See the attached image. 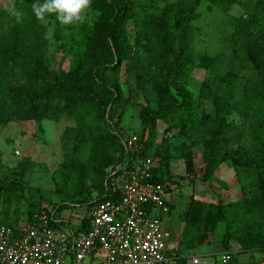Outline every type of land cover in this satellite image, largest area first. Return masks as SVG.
<instances>
[{
	"label": "trees",
	"instance_id": "1",
	"mask_svg": "<svg viewBox=\"0 0 264 264\" xmlns=\"http://www.w3.org/2000/svg\"><path fill=\"white\" fill-rule=\"evenodd\" d=\"M234 2L179 0L155 8L142 21L133 45L128 22L135 17L134 0H92L90 10L95 13L92 32L84 53L69 71L53 70L50 66L45 22L56 21L55 16L37 20L32 12L35 0H15L8 10L0 7V132L15 120L68 118L76 124L62 136L65 159L58 171L61 182L56 191L63 201L29 208L26 213L29 221L48 206L61 212L71 204L91 205L104 195L108 168L125 158L122 122L130 99L122 92L121 74L123 65L131 62L137 72L138 88L150 85L162 105L159 109L141 106V129L136 132L143 141L146 139V151L154 153L158 160L154 181L168 183V191L172 193L170 185L176 181L170 169L171 139L158 141V129L160 123L167 126L176 121L179 135L200 148L199 164L193 151L184 153L187 178L208 182L227 162L237 172L246 169L257 177V194L251 201L223 205L191 196L180 216L184 224L180 245L188 244L192 249L211 244L224 228L221 243L226 251L231 250L233 243L241 252L264 251L262 225L256 230L251 223L242 222L246 207L264 211V0H248L247 16L229 19L232 28L229 42L256 72L251 94L261 107L250 144L231 149L232 142L242 137L236 127L237 108L217 91L215 80L204 82L199 94L200 100L212 104L210 114L197 115L194 96L187 88L193 67L208 69L216 62V57L195 50L198 25L205 16L218 11L225 13V4ZM14 10L20 11L21 17H16ZM33 167L34 163L24 158L16 172L23 176ZM19 191L22 186L17 181L0 183V202L6 194L19 198ZM171 209L175 210L173 203ZM22 219H9L1 225L13 228ZM90 226L91 219L85 218L82 231L87 232ZM168 257L170 264H188V258L179 249L170 251Z\"/></svg>",
	"mask_w": 264,
	"mask_h": 264
},
{
	"label": "rangeland",
	"instance_id": "2",
	"mask_svg": "<svg viewBox=\"0 0 264 264\" xmlns=\"http://www.w3.org/2000/svg\"><path fill=\"white\" fill-rule=\"evenodd\" d=\"M179 0H134V19L128 22L131 43L136 44V38L140 32L142 21L154 12L155 8L164 7L167 4ZM248 0H235L231 5L225 4V13L216 12L205 16L200 23V33L196 41V52H205L216 57V62L208 69L196 66L191 69L187 88L195 99L197 115L210 114L213 106L210 102L199 99L201 87L204 82L213 79L218 83L217 91L230 103L236 106L235 117L237 131L242 134L239 141H233L231 149L248 146L251 135L257 128V116L261 104L251 94L252 81L256 75L253 67L246 57L240 53L228 40L231 32L230 17H246L248 13ZM15 0H0V7L10 9ZM95 13L88 10L83 22L62 26L57 20L45 22L46 39L48 42V58L53 70L72 69L80 56L84 53L88 37L92 32ZM141 51L140 49H138ZM139 55H143L142 52ZM121 89L124 96L130 99L123 116L122 128L127 132H139L141 129L140 108L149 106L159 109L157 95L150 85L144 89L137 86V72L133 63L126 62L122 68ZM118 115V113H117ZM179 121L171 122L167 126L160 123L158 141L166 139L165 128L172 127L169 131L175 133L170 146V169L175 184H171L172 193L168 199L175 205L172 215L164 216V228L171 232L169 250L179 249L182 256L188 258V264L194 257H200L206 263L219 261V254L224 249L221 241L224 228L218 231L215 242L196 246L189 249L188 244L182 247L180 238L184 224L180 216L186 210L191 196L213 204L228 205L240 201H251L257 194L255 187L256 175L246 169L235 170L230 162L223 164L208 182L191 180L187 178L184 153L193 151L196 154L197 164L200 163V148L194 147L190 141L179 135ZM76 124L73 120L62 118L59 121H13L4 126L0 132V183L17 181L22 186L19 198L2 196L0 202V225L26 217L27 210L39 207L46 202L60 203L63 197L57 194V184L61 182L59 168L64 162L65 154L62 144L64 131ZM172 125V126H171ZM29 158L34 167L25 175L20 176L16 167L24 159ZM22 193V194H20ZM56 218L63 220L65 228L77 230L84 218H89L85 206L69 205L65 211L58 212ZM242 219L245 223H251L257 230L264 229V211L255 207H246ZM15 222V221H14ZM217 239V240H216ZM236 264L237 244L231 246ZM225 250V249H224ZM260 259H264V253ZM255 264V263H252ZM264 264V260L260 261Z\"/></svg>",
	"mask_w": 264,
	"mask_h": 264
},
{
	"label": "built area",
	"instance_id": "3",
	"mask_svg": "<svg viewBox=\"0 0 264 264\" xmlns=\"http://www.w3.org/2000/svg\"><path fill=\"white\" fill-rule=\"evenodd\" d=\"M164 135L172 139L175 133ZM122 136L125 158L108 168L104 195L91 205L76 204L86 207L88 231L82 224L65 228L57 209L48 206L33 221L24 217L13 228L0 226V264H170L172 234L164 228V216L174 212L169 184L154 181L158 160L146 151V139L136 132ZM219 256L220 264H234L232 251Z\"/></svg>",
	"mask_w": 264,
	"mask_h": 264
},
{
	"label": "clouds",
	"instance_id": "4",
	"mask_svg": "<svg viewBox=\"0 0 264 264\" xmlns=\"http://www.w3.org/2000/svg\"><path fill=\"white\" fill-rule=\"evenodd\" d=\"M91 2L92 0H35L32 12L39 21H45L52 15L62 26H72L85 20ZM13 14L18 18L22 15L16 10Z\"/></svg>",
	"mask_w": 264,
	"mask_h": 264
},
{
	"label": "crops",
	"instance_id": "5",
	"mask_svg": "<svg viewBox=\"0 0 264 264\" xmlns=\"http://www.w3.org/2000/svg\"><path fill=\"white\" fill-rule=\"evenodd\" d=\"M19 224H20V222H19ZM174 250H177V249H174ZM223 251H225V250L223 249L221 252H223ZM230 251H232V249ZM234 252L237 253L236 254V262H237L236 264H252V263L260 264V261L264 260V259H260L261 254L264 253V251H261V252H241L237 247L236 251H234ZM194 258L200 259V262L198 264H220L219 261L206 263L200 257H194ZM194 258L192 259V262L190 264H195V263H193Z\"/></svg>",
	"mask_w": 264,
	"mask_h": 264
}]
</instances>
